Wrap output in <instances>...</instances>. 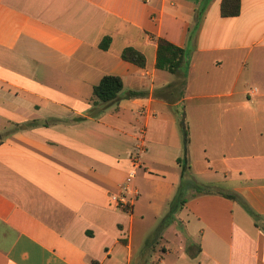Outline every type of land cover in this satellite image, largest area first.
Instances as JSON below:
<instances>
[{
    "label": "crops",
    "instance_id": "0c3cea01",
    "mask_svg": "<svg viewBox=\"0 0 264 264\" xmlns=\"http://www.w3.org/2000/svg\"><path fill=\"white\" fill-rule=\"evenodd\" d=\"M221 3L0 0V264H264V0ZM161 38L185 50L177 74ZM106 75L124 87L104 108ZM140 145L129 214L114 203ZM150 216L170 223L155 244Z\"/></svg>",
    "mask_w": 264,
    "mask_h": 264
},
{
    "label": "trees",
    "instance_id": "16d2710c",
    "mask_svg": "<svg viewBox=\"0 0 264 264\" xmlns=\"http://www.w3.org/2000/svg\"><path fill=\"white\" fill-rule=\"evenodd\" d=\"M221 15L223 17H237L241 13V0H222ZM112 42L111 37H105L101 43L100 48L102 50H108ZM157 49V62L156 67L158 69L167 70L171 74H177L183 67L186 60V53L183 48L175 46L165 39H158ZM122 58L128 62H131L139 67L146 66V57L143 53L133 47H127L122 52ZM124 83L121 77L116 75L104 76L100 83L94 87V97L98 104H102L104 108L118 100L121 91L123 90ZM138 95L135 92H130L129 96L133 97ZM185 159H180L179 164L183 166ZM205 188H199V191L203 192ZM231 199L236 197L229 195ZM183 200L179 196L173 202H171L170 210L167 217H172L174 213L183 204ZM249 213L258 220L259 216L248 210Z\"/></svg>",
    "mask_w": 264,
    "mask_h": 264
},
{
    "label": "built area",
    "instance_id": "2783aa9c",
    "mask_svg": "<svg viewBox=\"0 0 264 264\" xmlns=\"http://www.w3.org/2000/svg\"><path fill=\"white\" fill-rule=\"evenodd\" d=\"M144 152L145 147L143 145L138 146L131 158L132 169L129 171L125 182L122 184L120 193L115 198V206L129 214H132L135 203L139 197V192L135 188L134 183L138 170L142 166V155Z\"/></svg>",
    "mask_w": 264,
    "mask_h": 264
},
{
    "label": "rangeland",
    "instance_id": "374dc122",
    "mask_svg": "<svg viewBox=\"0 0 264 264\" xmlns=\"http://www.w3.org/2000/svg\"><path fill=\"white\" fill-rule=\"evenodd\" d=\"M199 157V164H198V169L197 172L199 173L198 177L199 179H202V177L200 176L201 172H202V167H203V161H204V157L202 156H198ZM145 173V170L144 168L141 169L140 171V176H142L143 174ZM188 182V181H186ZM188 190H185L184 191V194L187 193ZM164 221V222H163ZM169 221L167 220H161L160 218L158 219H154L152 218L151 216L149 218H147V226H146V230H148V233H149V236L151 235L152 236V241H153V244H155L157 241H158V238H159V231L161 230L159 227L160 225L164 226V231L166 229V227L169 225ZM159 228V229H158ZM155 234V236H153Z\"/></svg>",
    "mask_w": 264,
    "mask_h": 264
},
{
    "label": "water",
    "instance_id": "95a60500",
    "mask_svg": "<svg viewBox=\"0 0 264 264\" xmlns=\"http://www.w3.org/2000/svg\"><path fill=\"white\" fill-rule=\"evenodd\" d=\"M182 125H183V128H185V115L183 116V119H182ZM184 131H185V129H184ZM184 140H185V147H186V150H187L188 141H187L186 134H184Z\"/></svg>",
    "mask_w": 264,
    "mask_h": 264
}]
</instances>
